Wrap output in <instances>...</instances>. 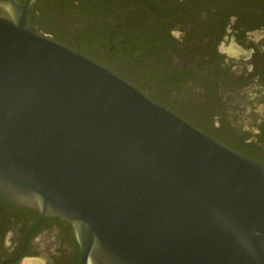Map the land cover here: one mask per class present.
<instances>
[{"label": "water", "instance_id": "1", "mask_svg": "<svg viewBox=\"0 0 264 264\" xmlns=\"http://www.w3.org/2000/svg\"><path fill=\"white\" fill-rule=\"evenodd\" d=\"M0 0V196L72 226L80 264H264V162Z\"/></svg>", "mask_w": 264, "mask_h": 264}, {"label": "flooded vegetation", "instance_id": "2", "mask_svg": "<svg viewBox=\"0 0 264 264\" xmlns=\"http://www.w3.org/2000/svg\"><path fill=\"white\" fill-rule=\"evenodd\" d=\"M26 17L195 128L264 162V0H37ZM81 257L70 223L0 196V264H80Z\"/></svg>", "mask_w": 264, "mask_h": 264}]
</instances>
